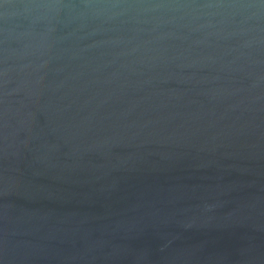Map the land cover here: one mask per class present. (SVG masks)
Returning a JSON list of instances; mask_svg holds the SVG:
<instances>
[{
  "label": "water",
  "instance_id": "1",
  "mask_svg": "<svg viewBox=\"0 0 264 264\" xmlns=\"http://www.w3.org/2000/svg\"><path fill=\"white\" fill-rule=\"evenodd\" d=\"M0 264H264V0H0Z\"/></svg>",
  "mask_w": 264,
  "mask_h": 264
}]
</instances>
